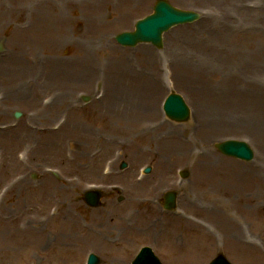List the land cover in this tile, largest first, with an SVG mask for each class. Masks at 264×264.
I'll use <instances>...</instances> for the list:
<instances>
[{
	"label": "rangeland",
	"instance_id": "1",
	"mask_svg": "<svg viewBox=\"0 0 264 264\" xmlns=\"http://www.w3.org/2000/svg\"><path fill=\"white\" fill-rule=\"evenodd\" d=\"M156 1L0 0V167L14 153L24 164L10 178H25V188L15 187L11 197L5 191L12 181L7 183L6 179L0 189V202L6 199L8 211L16 209V198L23 197L20 204L21 208L26 207L27 219L44 231L42 249L31 257L36 264H55L59 259L87 264L90 253L100 257L99 264H106L96 249L83 248L61 255L56 250L53 254L49 251L62 237L58 239L60 217L68 216L61 207H69V212L85 225L90 224L93 213L112 202L125 213L132 208L125 177L133 174L141 180L148 166L152 167L147 174L151 176L157 170L158 154L163 155V164L174 183L162 187L152 198L162 216L182 211L187 195L196 198L193 181L201 161L195 156L203 149L230 172L239 173L264 163V147L259 143L264 136V0H167L181 10L197 11L200 19L165 32L161 48L151 43L134 47L119 44L116 35L133 31L138 20L153 13ZM113 90L152 103L157 111L156 127L165 124L158 133L174 130L190 137L193 146L177 152L185 157L182 160L171 159L158 141L145 146L151 151L146 157L132 158L124 148L113 146L116 152L97 168L99 177L81 178L79 184H72L78 182V174L65 171L57 159L65 152L83 151L84 142L61 137L67 129L63 125L73 117L90 130H102L104 122L97 117V110L101 109L103 95L108 96ZM172 92L181 94L191 107L188 122L178 123L165 115L163 103ZM57 93H61L60 97L54 99ZM32 101L36 105L53 101L51 104L57 107L44 121L33 118ZM206 105L212 107L211 114L209 109L204 112ZM16 111L22 113L21 117H15ZM206 116L214 124L209 130L214 138L197 146L195 135ZM44 124H51L49 130L60 133L62 145L55 158L45 153V146L41 150L39 135L47 127ZM115 124L118 126L117 121ZM26 126L33 134L9 146V133L16 128L27 129ZM128 132L117 131L115 135L129 144ZM228 139L246 141L255 158L243 161L221 153L216 145ZM193 148L196 151L190 155ZM122 162L128 164L126 169H121ZM180 170H188L189 176L183 179ZM73 178L75 182L71 181ZM93 188H100L103 193L98 207H91L84 200V192ZM169 190L178 193L173 211L163 207L164 194ZM42 191L48 195L49 204L39 200ZM59 210L63 214L56 219ZM111 226L124 229L115 223ZM246 227L261 248L254 258L241 253L234 256L222 245L209 253L202 264H208L218 253H224L234 264H264V220L248 222ZM126 240L125 264H130L144 246L151 247L162 263L168 264L164 251L152 241L141 237ZM26 254L13 259L0 257V264H32Z\"/></svg>",
	"mask_w": 264,
	"mask_h": 264
},
{
	"label": "bare ground",
	"instance_id": "2",
	"mask_svg": "<svg viewBox=\"0 0 264 264\" xmlns=\"http://www.w3.org/2000/svg\"><path fill=\"white\" fill-rule=\"evenodd\" d=\"M60 94L57 93L54 99L59 98ZM51 103L36 105V101H32L31 106L35 110L33 118L45 121L57 107ZM101 105V109L97 110V117L104 122L102 130H90L83 122H78L73 117L67 120L68 124L65 122L63 125L67 129L61 137L82 139L84 142L83 151L76 154L65 152L57 159V163H63L65 171L70 170L79 175H76L78 182H75L74 178L71 179L75 182L72 184H79L81 178L91 180L99 177L97 168L103 165V160L105 162L109 155L116 152L113 146L124 148L132 158L146 157L151 151L145 146L158 141L160 149L170 153L171 159H185L177 152L192 145L190 137H184L174 130L159 134L158 128L163 129L165 124L161 123L156 127L157 111L152 103L142 102L127 93L113 90L110 95H103ZM208 109L206 105L204 112H208ZM211 109L212 107L209 109L210 114L213 111ZM149 124H153V127ZM44 125L47 127L39 135L41 150L45 146L47 151L44 152L55 158L59 153V146L62 145L58 137L60 133L49 130L51 124ZM213 127L212 119L206 116L195 135L197 146L213 140L214 137H211L209 131ZM26 128H16L9 133L10 136L6 139L9 146L17 145L23 137L33 134L31 129L27 126ZM117 131H129L131 142L126 144L120 141L115 135ZM259 143L264 147V136L260 138ZM195 151L194 148L191 149L190 155ZM187 153L188 156L189 152ZM158 158L157 170L151 176L146 175L141 180L135 179L133 174L125 177V189L132 196L131 207L138 208V212L130 208L123 213L118 210V205L112 202L106 208L93 213L90 224L85 225L69 212V207H61L62 212H67L68 216L60 217L58 239L62 237L49 251L53 254L56 250L61 255L83 248L96 249L103 254L106 264H125L128 259L127 255H124L127 237H141L152 241L158 249L164 251L168 264H202L209 253L222 245L228 247L234 256L241 253L254 258L261 251L260 246L250 237L246 223L256 224L264 220V163H256V167L245 168L239 173L230 172L203 149L195 156L201 161L195 170L193 181L196 198L192 194L187 195L183 198L182 211L162 216L160 209L152 204V198L162 187L174 183L163 164V155L158 154ZM262 160L264 162V156ZM23 164L14 153L8 156L0 167V189L6 179L7 183L12 181L11 175L21 171ZM24 179L21 176L14 179L7 187L5 195L11 197L17 186L21 190L25 188ZM44 191L39 200L49 204L50 199ZM16 200V209L8 211L4 205L6 199L0 202V257L13 259L27 252L28 259L34 251L42 249L45 235L36 222L31 223L29 218L27 219L26 207L21 208L20 204L23 197ZM62 212L59 210L55 218L61 216ZM112 223L116 226L122 225L124 229L118 230L111 226ZM31 263L36 264L33 258ZM55 264L70 263L59 259Z\"/></svg>",
	"mask_w": 264,
	"mask_h": 264
},
{
	"label": "water",
	"instance_id": "3",
	"mask_svg": "<svg viewBox=\"0 0 264 264\" xmlns=\"http://www.w3.org/2000/svg\"><path fill=\"white\" fill-rule=\"evenodd\" d=\"M200 15L195 11L179 10L172 6L167 0H157L154 7V13L148 17L139 20L136 24L135 31L122 32L116 36V40L124 46H136L139 43L150 42L157 47H162L163 33L174 25L190 23L197 20ZM166 114L172 120L177 122H186L190 118V108L184 98L172 93L166 99L164 104ZM16 117H20L21 113L16 112ZM217 148L224 154L250 161L254 158L252 148L245 141L225 140L217 144ZM122 167H126V163H122ZM151 172V167L146 170ZM189 175L185 172V177ZM101 192L92 190L85 193V200L91 206H98L101 199ZM165 207L172 209L175 206L176 192H169L165 196ZM90 262L98 264L99 258L92 255ZM134 264H162L154 255L149 247L142 249ZM210 264H232L223 254H219Z\"/></svg>",
	"mask_w": 264,
	"mask_h": 264
}]
</instances>
